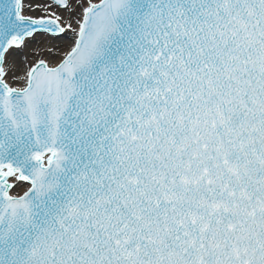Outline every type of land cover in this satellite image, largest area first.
<instances>
[{
    "label": "snow or ice",
    "instance_id": "obj_1",
    "mask_svg": "<svg viewBox=\"0 0 264 264\" xmlns=\"http://www.w3.org/2000/svg\"><path fill=\"white\" fill-rule=\"evenodd\" d=\"M0 264H264V0H0Z\"/></svg>",
    "mask_w": 264,
    "mask_h": 264
},
{
    "label": "bare ground",
    "instance_id": "obj_2",
    "mask_svg": "<svg viewBox=\"0 0 264 264\" xmlns=\"http://www.w3.org/2000/svg\"><path fill=\"white\" fill-rule=\"evenodd\" d=\"M69 41H70V39H63V40H61V41H59V42H53V41H51V40H45L44 38H40V39H38V41H37L35 44H33L31 47H32L33 49H35L36 51L43 53L44 50H45L49 45H51V44H53V43H58L59 45H65V44H67Z\"/></svg>",
    "mask_w": 264,
    "mask_h": 264
},
{
    "label": "water",
    "instance_id": "obj_3",
    "mask_svg": "<svg viewBox=\"0 0 264 264\" xmlns=\"http://www.w3.org/2000/svg\"><path fill=\"white\" fill-rule=\"evenodd\" d=\"M72 37L71 36H69V37H66V38H64V39H71Z\"/></svg>",
    "mask_w": 264,
    "mask_h": 264
}]
</instances>
